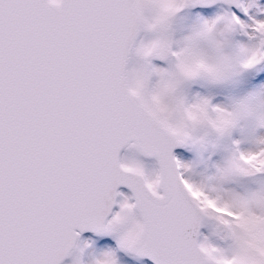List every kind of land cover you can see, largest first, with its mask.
<instances>
[{
    "label": "snow or ice",
    "instance_id": "6c2138e0",
    "mask_svg": "<svg viewBox=\"0 0 264 264\" xmlns=\"http://www.w3.org/2000/svg\"><path fill=\"white\" fill-rule=\"evenodd\" d=\"M125 147L157 183L127 174ZM177 149L223 156L197 181ZM89 231L153 264H264L262 0H0V264L82 257Z\"/></svg>",
    "mask_w": 264,
    "mask_h": 264
},
{
    "label": "rangeland",
    "instance_id": "374dc122",
    "mask_svg": "<svg viewBox=\"0 0 264 264\" xmlns=\"http://www.w3.org/2000/svg\"><path fill=\"white\" fill-rule=\"evenodd\" d=\"M264 2V0H262ZM224 11L222 6H217L212 9L206 10H193L191 12H185L182 14V19L179 21V27L183 28L191 25L197 19V16H201L206 19L214 18L216 15ZM159 63V62H157ZM247 79H251L248 77ZM250 90L249 88H238V89H205L199 85L192 88L193 93H202V94H211L215 96L214 103L224 102L226 98L231 95H239L245 91ZM244 150H249L252 148L251 144H244ZM223 153H217L212 156L211 161L208 160V154H204L203 157L199 156L196 152L188 149H180L177 152V157L183 162L194 165V172L196 175L193 177L195 180H199L202 175L211 174V164L218 163L221 161ZM130 160H138L145 165L146 171L151 172L157 168V162L155 159H147L141 156L135 149L127 148L123 155V162H128ZM227 187L234 189L236 191H243L245 186L230 184ZM123 196L132 197L129 192L122 191L120 192ZM123 197L119 196V203L122 201ZM134 202V201H130ZM119 211V204L116 212ZM115 212V213H116ZM215 231L214 222L205 221V226L202 227V234L209 236L212 239L213 243L221 245V242L212 235ZM117 238L114 235H97V236H81L78 241L80 248L84 249L82 257L80 253L76 250L72 252L65 264H74L76 259L79 257L82 260V264H92L95 258H98L102 253L113 252L118 260V264H150L145 260L134 257L131 254H127L118 249ZM89 244L90 247H85V244Z\"/></svg>",
    "mask_w": 264,
    "mask_h": 264
},
{
    "label": "clouds",
    "instance_id": "9594fccd",
    "mask_svg": "<svg viewBox=\"0 0 264 264\" xmlns=\"http://www.w3.org/2000/svg\"><path fill=\"white\" fill-rule=\"evenodd\" d=\"M136 160H130L128 162H122L123 166L127 168L129 171L127 172L128 175H131L139 180L144 181L145 185L147 186L149 183H157V181H153L146 172H138L136 168L134 167ZM134 219V209L128 208L127 212L124 216L120 218V223H128L130 220ZM134 227L139 228L140 226L138 224H134Z\"/></svg>",
    "mask_w": 264,
    "mask_h": 264
},
{
    "label": "water",
    "instance_id": "95a60500",
    "mask_svg": "<svg viewBox=\"0 0 264 264\" xmlns=\"http://www.w3.org/2000/svg\"><path fill=\"white\" fill-rule=\"evenodd\" d=\"M126 148V147H125ZM125 148H123V149H121V151H120V153H119V156L121 157V154H122V152H123V150L125 149ZM176 151L177 150H175V153H176ZM121 188H127L126 186H120V187H118V189H117V191H119ZM127 189H129V188H127ZM130 190V189H129ZM131 191V190H130ZM116 201H117V197H116ZM117 204V203H116ZM115 207H116V205H114V207H113V209H112V213H113V211H114V209H115ZM111 217V216H110ZM109 217V218H110ZM90 232V231H89ZM147 259V258H146ZM148 260H150V259H148ZM151 261V260H150ZM152 262V261H151ZM153 263V262H152Z\"/></svg>",
    "mask_w": 264,
    "mask_h": 264
}]
</instances>
